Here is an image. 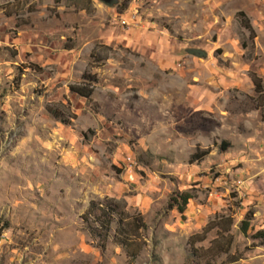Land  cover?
<instances>
[{
	"label": "rangeland",
	"instance_id": "374dc122",
	"mask_svg": "<svg viewBox=\"0 0 264 264\" xmlns=\"http://www.w3.org/2000/svg\"><path fill=\"white\" fill-rule=\"evenodd\" d=\"M252 72L264 86V0H0V264H264ZM84 82L91 100L69 89ZM183 190L209 208L196 221ZM104 196L142 216L134 257L115 221L101 246L81 218ZM216 214L230 231H205Z\"/></svg>",
	"mask_w": 264,
	"mask_h": 264
},
{
	"label": "trees",
	"instance_id": "16d2710c",
	"mask_svg": "<svg viewBox=\"0 0 264 264\" xmlns=\"http://www.w3.org/2000/svg\"><path fill=\"white\" fill-rule=\"evenodd\" d=\"M236 16L239 18L241 26L248 30V39L253 41L256 36V29L251 23L248 15L244 12H238ZM246 43L247 40H244L242 46L245 47ZM190 52L197 56H203L205 54L203 50L196 48H191ZM250 77L254 85V90L260 93L259 103L260 105L262 104L260 107L261 116L264 117V86L262 79L256 72H252ZM69 89L72 92L85 97L87 100H91V93L93 91L92 84H89L88 82H84L83 84H70ZM51 111L54 116L59 117L61 121L65 122V119L59 115V112L55 109H51ZM217 145L220 150H225L230 146V142L226 139H221L220 143ZM209 151L210 148L202 150V148L197 145L190 154V162H199L200 160H203ZM192 196L193 194L187 190L177 193V198H173V201L179 211H183L185 205L189 201V198ZM81 218L83 221L90 222L89 228L91 234L100 239L101 246L104 245L106 239L108 238L113 221H115L116 226L114 227L113 233L114 239L124 247L126 255L134 257L138 254L141 245L139 233L140 229L145 226V223L140 213L133 214L125 210L121 200L107 196L91 199L86 209L81 214ZM232 224V217L229 214H216L214 218L210 220L209 224L205 228V231L207 232L216 229L217 227L221 230L218 233L222 234L224 231H230ZM247 226L248 225L246 223L242 230L245 231L248 228ZM259 233L261 235L264 234V230H261ZM198 239H203V236L200 235ZM229 242L230 239H228L226 245L224 247H220L218 251L228 250ZM195 251L196 249L193 250V252Z\"/></svg>",
	"mask_w": 264,
	"mask_h": 264
},
{
	"label": "crops",
	"instance_id": "0c3cea01",
	"mask_svg": "<svg viewBox=\"0 0 264 264\" xmlns=\"http://www.w3.org/2000/svg\"><path fill=\"white\" fill-rule=\"evenodd\" d=\"M200 162H202V164H200V165H202L203 168H204V166H207V165H204L205 163L203 164V160L200 161ZM205 178H207V179L204 180V183H208V184H210L209 186H212V190H211V192L209 194L210 196L208 197V204H207V206L211 207V206H213L215 204L217 196H218V192L217 191L215 192V189H213L214 186L216 185V182H212L211 179H208L207 176ZM239 181L241 182V184L238 185V188L242 189L244 181H241V180H239ZM243 189L249 190L246 187H244ZM141 200H139V202H141ZM141 204H143V202H141ZM207 206H205V205L202 206L199 203V201H195V200L192 201V202H188L187 205H186L184 214L188 215L189 218H193L194 221H196L198 218H201L205 214L206 210L209 209Z\"/></svg>",
	"mask_w": 264,
	"mask_h": 264
},
{
	"label": "built area",
	"instance_id": "2783aa9c",
	"mask_svg": "<svg viewBox=\"0 0 264 264\" xmlns=\"http://www.w3.org/2000/svg\"><path fill=\"white\" fill-rule=\"evenodd\" d=\"M123 21V20H122ZM127 160H130V157L129 156H127ZM236 184H237V186L239 185V184H241V182L238 180V181H236Z\"/></svg>",
	"mask_w": 264,
	"mask_h": 264
},
{
	"label": "water",
	"instance_id": "95a60500",
	"mask_svg": "<svg viewBox=\"0 0 264 264\" xmlns=\"http://www.w3.org/2000/svg\"><path fill=\"white\" fill-rule=\"evenodd\" d=\"M103 1H105V2H110L111 0H103Z\"/></svg>",
	"mask_w": 264,
	"mask_h": 264
}]
</instances>
